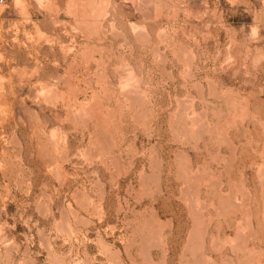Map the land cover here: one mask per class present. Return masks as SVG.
Masks as SVG:
<instances>
[{
  "label": "rangeland",
  "instance_id": "obj_1",
  "mask_svg": "<svg viewBox=\"0 0 264 264\" xmlns=\"http://www.w3.org/2000/svg\"><path fill=\"white\" fill-rule=\"evenodd\" d=\"M0 264H264V0H2Z\"/></svg>",
  "mask_w": 264,
  "mask_h": 264
},
{
  "label": "built area",
  "instance_id": "obj_2",
  "mask_svg": "<svg viewBox=\"0 0 264 264\" xmlns=\"http://www.w3.org/2000/svg\"><path fill=\"white\" fill-rule=\"evenodd\" d=\"M0 2H2V0H0Z\"/></svg>",
  "mask_w": 264,
  "mask_h": 264
}]
</instances>
